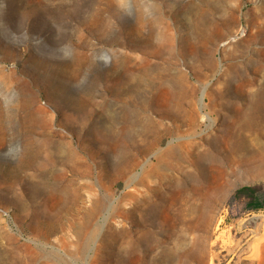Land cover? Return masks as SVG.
<instances>
[{"label":"rangeland","instance_id":"374dc122","mask_svg":"<svg viewBox=\"0 0 264 264\" xmlns=\"http://www.w3.org/2000/svg\"><path fill=\"white\" fill-rule=\"evenodd\" d=\"M255 15L264 36V0H0V264H12L8 248L17 241L34 247L32 264H110V259L118 264L110 230L119 225L118 199L130 187L127 177L101 165L114 164V144L82 127L67 131L60 106H87L93 100L104 102L110 111L121 103L110 88L112 73L120 71L123 60L143 55L146 45L163 38L165 28L175 40L186 35L192 65L184 71L196 86L197 111L205 120L199 116L193 129L184 126L165 134L131 171L137 178L162 148L212 128L202 92L223 68V49L240 53L241 68L249 56L258 65L253 48H264L262 41L236 45L248 29L254 33L248 23ZM195 26L204 28V36L192 32ZM209 55L214 69L205 65ZM180 57L185 56L155 57L159 67L153 73L165 76L163 59ZM40 60L42 67L37 65ZM152 116L168 121L157 113ZM254 143L259 146L245 164L228 167L223 178L215 171L221 193L209 228L190 229L186 245L166 264H264V137ZM78 147L91 157L87 179L92 181L95 213L77 239L73 230L65 233L41 222V216L44 207L60 205L51 195L53 179L59 169L68 172L64 153L69 148L84 154ZM73 176L78 182L86 179ZM244 186L249 189L238 192ZM80 191L89 203L87 192ZM256 197L261 206L254 210L248 202ZM137 259L131 256L130 264Z\"/></svg>","mask_w":264,"mask_h":264},{"label":"bare ground","instance_id":"6f19581e","mask_svg":"<svg viewBox=\"0 0 264 264\" xmlns=\"http://www.w3.org/2000/svg\"><path fill=\"white\" fill-rule=\"evenodd\" d=\"M257 18L255 15L248 23V28L255 27L254 33L248 29L236 45L249 47L256 40L264 44V36H260L262 21ZM203 31V27L195 26L192 32L204 36ZM162 37L146 45L140 57L125 58L120 71L112 73L114 84L110 92L121 101L116 107L108 111L104 102L90 100L87 106L64 103L58 112L67 131L76 132L82 127L88 134L114 144V164L101 165H106L109 172L126 176L130 186L118 199L119 225L110 230L111 245L119 252L118 264H130L133 255L138 258L135 264H166L175 250L186 245L190 229H208L221 193L215 171L223 178L228 167L245 164L259 146L254 141L264 137V48L254 47L258 65L249 56L244 68L239 64L240 53L223 49V68L208 90L202 92L212 128L198 137L165 146L134 178L131 171L140 157L168 132L184 126L193 129L200 116L196 86L184 71L192 65L187 59L190 53L187 55L185 50L187 36L175 40L169 28H165ZM161 55L185 57L163 59L167 63L166 75L159 76L153 72L159 67L155 57ZM43 62L40 60L37 65L42 67ZM205 65L214 69L216 62L209 55ZM225 96L237 99L225 101ZM152 113L168 121H157ZM200 118L205 120L204 115ZM78 149L84 154L72 148L64 153L68 163L64 165L70 173L59 169L53 179L51 195L60 205L57 203L53 209L44 207L46 213L41 216V222L59 226L65 233L73 230L77 239L89 228L95 213L92 181L87 179L91 176V157L84 148ZM75 173L86 179L78 182ZM80 190L87 192L89 203H84ZM33 248L25 241L11 242V263L32 264ZM113 262L109 260L110 264Z\"/></svg>","mask_w":264,"mask_h":264},{"label":"trees","instance_id":"16d2710c","mask_svg":"<svg viewBox=\"0 0 264 264\" xmlns=\"http://www.w3.org/2000/svg\"><path fill=\"white\" fill-rule=\"evenodd\" d=\"M248 189H249V187L244 186V187L239 188L238 189V192H244V191H246ZM248 206L250 208L254 209V210H257V209H260L261 202L259 201V198L256 197L254 199V202H252V201L251 202H248Z\"/></svg>","mask_w":264,"mask_h":264}]
</instances>
